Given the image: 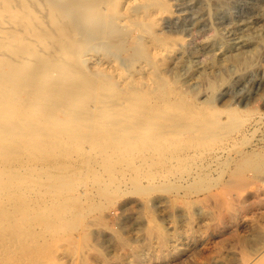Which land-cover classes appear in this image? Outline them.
Instances as JSON below:
<instances>
[{"label": "bare ground", "instance_id": "6f19581e", "mask_svg": "<svg viewBox=\"0 0 264 264\" xmlns=\"http://www.w3.org/2000/svg\"><path fill=\"white\" fill-rule=\"evenodd\" d=\"M152 5L160 17L146 14ZM167 13V0H0V264H58V251L68 264H113L104 248L109 240L87 237L88 217L105 206L94 201V193L78 190L89 177L100 199L113 200L128 185L147 207L144 247L110 228L114 245L124 250L114 264H126L128 255L140 259L154 248L152 238L157 248L170 245L150 192L174 187L156 184L159 172L153 170H163L160 176L167 180L191 152L238 130L244 117L229 110L228 120L222 121L213 113L215 93L225 77L208 81L206 108L188 99L177 79L182 57H177L173 74L166 75L175 47L180 50L184 44L183 38L154 30ZM263 41L259 37L253 56ZM102 46L130 49L129 65L94 54ZM228 59L249 67L252 54L240 51ZM247 164H238L228 175L230 183L216 189L220 194L212 204L219 216L233 217L230 192L246 187ZM251 167L260 169L256 163ZM186 203L190 221L196 203ZM259 232L238 241L244 249L241 264H264V230Z\"/></svg>", "mask_w": 264, "mask_h": 264}, {"label": "rangeland", "instance_id": "374dc122", "mask_svg": "<svg viewBox=\"0 0 264 264\" xmlns=\"http://www.w3.org/2000/svg\"><path fill=\"white\" fill-rule=\"evenodd\" d=\"M167 2L171 13L163 14L162 20L154 30L162 31L161 34L166 33L172 37L183 38L184 44L180 50L175 47L176 51L165 66L166 75L173 74L176 63H179L177 57H182L185 61L178 68L177 79L187 98L198 100L197 103L203 102L201 104L206 108V99L209 95L208 81L219 82L221 77H225L226 82L220 83L215 93V100L211 108L216 111L213 113H219L220 119L226 121L228 120L227 111L235 110L244 117V121L238 130L228 131L230 134L227 132L226 137L216 141V144L210 143L206 148L203 147L200 150L196 149L194 153L191 152L193 158L190 157L186 160L184 166L177 165L174 167L176 169L167 178L168 181L160 176V174L164 175L163 170L160 168L156 169L157 171L153 170L154 174L159 172L154 181L156 184L167 185L168 183L169 187H174L168 191L150 192L155 204L154 215L158 218V223L163 228L165 227L169 233L171 240L169 244L172 245L167 248H157L156 239L152 238L153 249L145 250L140 259L128 255L124 257V261L126 264H241V254L244 249L238 241L243 238L253 239L255 230L256 232L260 231L259 233H263L264 230V41L261 46L258 45V53L255 56L251 52L256 47L259 37L264 36V0H167ZM155 6H150V10L147 9L146 14H154L155 17H160L159 10ZM130 34L133 35L134 40L137 39L138 32L136 30ZM95 51L94 54L99 56L108 54L109 57L116 58L121 66L129 65L130 49L118 52L102 46ZM240 51L244 55L251 56L252 54V62L249 67L241 64L237 66V64L229 61L228 58L231 55ZM223 62L225 64H222ZM138 66V64L134 65V67ZM215 157L218 159L215 160ZM213 158L214 160H212ZM226 161L227 166H225ZM248 161L249 164L245 165L246 168L244 167L248 182L247 188L236 189L232 187L233 190H231L229 187L234 208L231 213L233 217L230 219L228 213L225 217L219 216V213L214 209V204H212L214 198L220 194L216 189L222 191V185L231 181L229 174H232L238 164ZM255 163L260 166L257 172L251 167V164L255 165ZM204 170L207 173H204ZM173 174L174 177L171 176ZM202 175H205L204 180ZM219 178L221 179L219 180ZM86 180L88 181L86 182ZM142 181L146 185L149 184V180L146 178H143ZM200 181L201 183H199ZM92 182V178H85V185L81 184L78 190L84 191L85 194L89 193L91 196L94 193V201L96 203L102 201L105 206L99 209L102 214H99L100 211L97 210L88 217L93 225L88 224L90 228L87 230V237L91 241L98 238L103 242L109 240L104 248L109 261L114 264L116 259L124 254V250L114 245V236L110 228L123 233L132 245L144 247L142 245L146 241L144 227L148 220L147 207L142 196L135 193L131 186L123 187L124 190L121 189L120 195L113 200H108L98 197L100 196L98 195L99 188ZM183 186L185 187L183 188ZM90 187L94 189L92 188L93 190L90 191ZM190 187L196 188H191L190 191ZM204 187H211V190ZM96 188L98 190H95ZM196 189L201 190V192ZM192 192L193 194H189ZM187 201L196 203L193 208L196 215L190 221L188 220L190 209L187 206ZM94 217H99L100 221L96 222ZM56 255L62 261L59 262L60 264H68V257L65 253L58 251ZM228 258H231L232 261H228ZM87 264H92V262L88 261Z\"/></svg>", "mask_w": 264, "mask_h": 264}]
</instances>
